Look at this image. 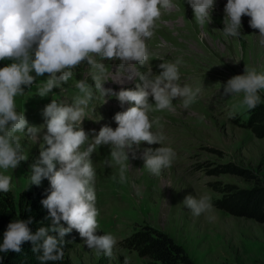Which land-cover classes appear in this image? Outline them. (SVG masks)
<instances>
[{"label":"clouds","instance_id":"clouds-1","mask_svg":"<svg viewBox=\"0 0 264 264\" xmlns=\"http://www.w3.org/2000/svg\"><path fill=\"white\" fill-rule=\"evenodd\" d=\"M187 3L198 26L211 23L215 0ZM177 7L173 0H0V61H12L0 68V170H4L0 171V193L12 190L11 177L5 172L28 160L20 134L39 142V156L29 166L27 188L40 186L44 179L49 181L50 190L41 204L48 212L45 219L51 221L49 227L41 226L35 233L29 227L31 217L11 221L0 252L19 253L23 243L31 242L34 253L42 252L37 257L41 264L63 261L64 237L76 230L95 255L112 260L117 238L111 233L96 234L100 212L96 207L97 172L91 157L97 146H108L110 155L104 164L118 167V174L111 177L118 184L129 183L130 154L132 159H143V168L156 177L172 167L176 152L165 146L167 138L160 119L150 118V113H174V100L188 109L202 89L180 82L182 57L174 62L161 58L158 75L152 69L141 73L136 66L149 62L151 53L146 42L155 35L157 21ZM224 13L221 32L225 37L240 38L242 16H248L249 26L259 30L258 44L264 46V0H227ZM106 61H119L118 70L123 73L112 81L123 84L139 77L142 84L119 92L105 88L109 80ZM81 66L87 67L89 76L76 80L79 94L71 103L52 99L42 110L43 125H30L24 111H17L16 98L24 96L39 78L47 74L36 93L45 98L53 89L63 91ZM221 87L224 98L243 94L240 105L228 112L229 119L235 118L238 107L253 110L264 103L260 95L264 72L255 67L245 65L244 74L231 77ZM97 94L104 102L105 97H115L122 106H131L115 114V129L105 125L90 138L81 125ZM45 128V134L39 137ZM142 142L160 146L145 148L137 156ZM136 194L140 195L138 189ZM182 204L194 216L209 214L208 218L214 219V206L207 194L199 198L187 195Z\"/></svg>","mask_w":264,"mask_h":264},{"label":"rangeland","instance_id":"rangeland-1","mask_svg":"<svg viewBox=\"0 0 264 264\" xmlns=\"http://www.w3.org/2000/svg\"><path fill=\"white\" fill-rule=\"evenodd\" d=\"M173 2L178 7L157 21L153 45L146 42L151 53L149 62L136 67L141 73L152 69L158 75L162 71L158 68L163 62L161 58L174 62L182 57L179 51L184 50L180 82L202 89L188 109L174 100V113L167 110L150 113V118L160 119L167 138L165 146L173 148L176 159L172 167L156 177L143 168V159H132L130 154L129 183L118 184L111 179L118 174V167L108 168L104 164L110 148L97 146L91 157L97 172L96 207L100 212L96 234L111 233L118 243L110 261L103 255H95L73 230L64 237L63 245V261L69 264H158L148 241L154 238L153 230L172 238L194 264H264V221L248 216L249 212L258 213L264 219V103L253 110L238 107L235 118L229 119L228 112L234 105H240L243 94L225 98L221 95V86L231 77L244 74L245 65L264 72V46L258 44L256 36L259 30L249 26L250 17L242 16L241 37H225L221 31L227 0H215L212 21L203 27L195 23L187 0ZM161 43L169 50L159 51ZM11 62L0 61V68ZM118 66L112 64L108 70L105 88L119 92L121 88L134 90L136 84H142L139 77L123 84L112 81L123 75ZM75 71L63 91L53 89L45 98L36 93L47 74L39 78L31 89L25 90L24 96L16 98L17 111H24L30 125H43L42 110L52 99L71 103L79 94L76 80L87 78L89 70L81 66ZM88 82L94 87L90 77ZM260 95L264 101V91ZM105 101L97 94L87 109L81 126L90 138L105 125L115 129V114L131 106H122L115 97H105ZM45 132L46 128L38 136L42 138ZM20 135L28 160L5 172L11 177L9 193L15 199L23 192L50 190L47 179L40 186L27 188L29 166L39 156V142ZM159 146L142 142L137 156L145 148ZM137 189L140 195L136 194ZM205 194L211 197L214 206L211 220L209 214L194 216L182 204L187 195L199 198ZM257 194H261V204L253 201ZM241 196L246 199L241 200Z\"/></svg>","mask_w":264,"mask_h":264},{"label":"trees","instance_id":"trees-1","mask_svg":"<svg viewBox=\"0 0 264 264\" xmlns=\"http://www.w3.org/2000/svg\"><path fill=\"white\" fill-rule=\"evenodd\" d=\"M247 174V173H245ZM48 194L46 190H36L32 192H23L18 199H15L11 193H0V244L3 243V234L7 230V225L15 220H27L29 217L33 219V223L29 225L33 233L41 227H49L50 220L45 219L48 212L43 208L41 200L45 199ZM261 194L253 199L254 203L258 201L259 204ZM245 200L244 196L240 197ZM257 214V215H256ZM245 215V214H242ZM248 216L254 219L264 221L258 213L249 212ZM43 222V223H41ZM154 238L149 239L151 249L154 251L155 259L158 264H194L193 261L185 253L184 249L177 243L161 232L153 230ZM33 245L31 242H25L21 246V252H0V264H41L37 258L41 253H34L32 251ZM45 264H69L66 261L45 262Z\"/></svg>","mask_w":264,"mask_h":264},{"label":"bare ground","instance_id":"bare-ground-1","mask_svg":"<svg viewBox=\"0 0 264 264\" xmlns=\"http://www.w3.org/2000/svg\"><path fill=\"white\" fill-rule=\"evenodd\" d=\"M167 14H169V13H164L163 15L165 16V15H167ZM147 42H148L149 44L153 45L154 38H151V39L148 40ZM168 50H169V49L166 48V47H160V48H159V51H163V52H166V51H168ZM179 54H180L182 57H184L183 55L186 54V53L184 52V50H180V51H179ZM112 64L119 65V61H113V62L108 61V62H106V66H107V69H108V70H109V69H112V68H111V67H112Z\"/></svg>","mask_w":264,"mask_h":264}]
</instances>
